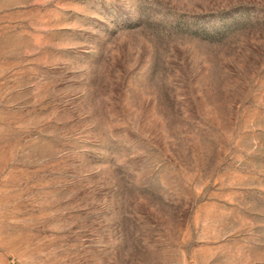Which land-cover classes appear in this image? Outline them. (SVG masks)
Here are the masks:
<instances>
[{"label":"rangeland","instance_id":"obj_1","mask_svg":"<svg viewBox=\"0 0 264 264\" xmlns=\"http://www.w3.org/2000/svg\"><path fill=\"white\" fill-rule=\"evenodd\" d=\"M0 264H264V0H0Z\"/></svg>","mask_w":264,"mask_h":264}]
</instances>
